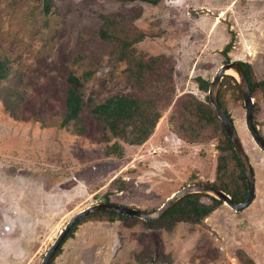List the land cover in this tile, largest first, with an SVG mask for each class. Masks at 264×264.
Instances as JSON below:
<instances>
[{
  "label": "rangeland",
  "instance_id": "obj_1",
  "mask_svg": "<svg viewBox=\"0 0 264 264\" xmlns=\"http://www.w3.org/2000/svg\"><path fill=\"white\" fill-rule=\"evenodd\" d=\"M51 2L46 13L45 0H0V61L8 62L0 79V264H41L67 222L106 195L110 203L152 213L181 188L213 181L219 137L197 144L181 139L184 119L173 104L188 93L203 100L208 91L197 78L210 84L227 59L250 64L255 80L264 81V0ZM110 13L137 16L134 26L148 34L131 55L163 57L161 73L176 86L174 101L171 91L154 89L155 76L139 93L126 63L100 36L101 16ZM70 75L83 83L84 134L61 126ZM230 75L218 96L251 162L254 202L241 212L222 202L202 223L170 230L146 228L140 219L84 217L52 264H264V153L247 130ZM118 94L152 99L161 112L142 144L133 143L134 127L112 137L92 115ZM255 97L254 124L264 137V91ZM115 143L122 157L107 154ZM118 179L121 189L113 183Z\"/></svg>",
  "mask_w": 264,
  "mask_h": 264
},
{
  "label": "trees",
  "instance_id": "obj_2",
  "mask_svg": "<svg viewBox=\"0 0 264 264\" xmlns=\"http://www.w3.org/2000/svg\"><path fill=\"white\" fill-rule=\"evenodd\" d=\"M51 1L53 0H45L46 13L50 12V5L52 4ZM122 1L145 2L151 5H157L163 0ZM101 17L103 22L100 27V36L102 40H105L112 45L114 57H116L119 62L126 63V71L129 72L130 76L135 79L134 84L138 87L139 93L144 91V83H148L151 80L153 81V76H155V83L158 84V87H154V89H163L166 92L171 91L172 94L170 95L169 101H174L176 86L174 84L171 85V82H173L171 76L169 77V82L161 73V68L165 64V61H160L163 57L146 59V56L142 54L136 58L131 55L134 51L132 46L142 41L145 36H147L146 34H148L146 30H138L137 27L134 26L133 21H135L137 16L127 19L121 13H110L102 15ZM230 46L231 45L229 44L226 47L224 51L225 55L227 54ZM228 62L229 59H227V63ZM7 63L8 62L6 60L0 61V79H4L8 75ZM240 64L246 72L251 93L255 99L253 108L254 122L258 105L255 96L258 91H264V81L258 82L255 80L250 64ZM197 79L199 82V88L207 92L209 89V82L199 77ZM230 79L236 84L239 98L241 99L242 94L236 80L233 77H230ZM68 85L65 99V115L61 126L65 127L71 124L75 127V133L84 134L88 131V128L82 125V115L85 105L80 89L82 88L83 83L79 77L70 75L68 78ZM153 95L158 96L156 94ZM218 100L227 117L231 122H233L225 106L221 103L219 96ZM173 105L175 110L181 112V120L184 119L182 123L186 132H178L181 139L197 144L200 142L205 143L210 138L218 139L217 137H219V144H217L218 152L216 157L217 166L215 169L214 180L208 181L206 184L223 190L230 195L236 203L245 201L248 196V184L245 174L232 143L222 127V123L219 120L215 109L209 101L208 92L203 100L192 93L182 95ZM163 108L164 106L161 109ZM92 115L102 125H104V129L112 137L122 138L123 135H125L127 128L134 127L136 129V139L133 143L142 144L153 132L159 118L161 117V112L157 108L155 101H152V99L148 101L138 97H128L126 95L123 96L118 94L106 99L104 102L92 108ZM254 125L256 126V124ZM261 137L264 139L262 135ZM104 140L110 141V136L106 135ZM107 154L122 157L123 149L118 143H115L109 147ZM113 183L114 185L118 184L120 189L122 185L124 187V183L120 179L115 180ZM204 197L206 198L205 201L202 200ZM103 203H110L107 195L105 196ZM221 204V201L203 194H190L180 199L159 220L153 222H143V224L149 229L164 228L168 230L183 222L199 224L202 223V221ZM86 218H94L96 220L107 219L109 221H115L118 219L136 220L135 218L111 212L92 213L86 216ZM72 232L73 230H71L69 234H72ZM55 257L56 254L50 264H52Z\"/></svg>",
  "mask_w": 264,
  "mask_h": 264
},
{
  "label": "water",
  "instance_id": "obj_3",
  "mask_svg": "<svg viewBox=\"0 0 264 264\" xmlns=\"http://www.w3.org/2000/svg\"><path fill=\"white\" fill-rule=\"evenodd\" d=\"M230 73L231 77H233L242 94L243 103L246 109V127L249 131L253 142L255 145L264 153V139L259 135L257 128L253 122V108H254V100L252 97L249 80L246 75V72L242 65L238 62H229L220 66L217 70L216 75L210 81L209 89H208V98L215 109L216 114L219 120L222 123V126L230 139L232 146L238 156V159L241 163L242 170L245 174L246 181L248 184V196L245 201L241 203H236L233 201L230 195L224 192L221 189H218L212 185L207 184H190L187 185L180 190L174 192L157 210L152 213H147L138 208H134L129 205L122 204H114V203H97L91 205L81 212L76 214L67 222V224L61 229L58 238L55 242L48 248L43 258L41 264H49L53 255L57 251L61 242L65 238L66 234L69 230L84 217L98 212H111L117 213L120 215L128 216L135 219H140L144 222H153L162 218L166 212H168L180 199L190 194H203L205 196L214 198L219 200L226 205H228L231 209L236 212H241L247 209L255 200L256 197V179L255 174L253 172V168L251 162L249 160L248 154L245 150L243 142L241 141L235 126L230 121V119L225 114L223 108L221 107L218 100L219 89L222 84V80Z\"/></svg>",
  "mask_w": 264,
  "mask_h": 264
},
{
  "label": "clouds",
  "instance_id": "obj_4",
  "mask_svg": "<svg viewBox=\"0 0 264 264\" xmlns=\"http://www.w3.org/2000/svg\"><path fill=\"white\" fill-rule=\"evenodd\" d=\"M243 67V66H242ZM253 97V96H252ZM253 100H254V98H253ZM254 103H255V100H254ZM256 128H257V126H255ZM258 130V129H257ZM258 133H259V131H258ZM260 135V134H259ZM261 136V135H260Z\"/></svg>",
  "mask_w": 264,
  "mask_h": 264
},
{
  "label": "bare ground",
  "instance_id": "obj_5",
  "mask_svg": "<svg viewBox=\"0 0 264 264\" xmlns=\"http://www.w3.org/2000/svg\"><path fill=\"white\" fill-rule=\"evenodd\" d=\"M230 74V73H229Z\"/></svg>",
  "mask_w": 264,
  "mask_h": 264
}]
</instances>
